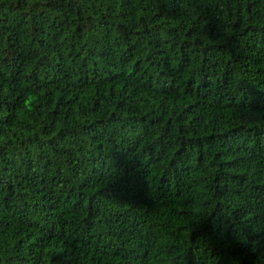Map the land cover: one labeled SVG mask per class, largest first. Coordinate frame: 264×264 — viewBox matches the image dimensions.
Here are the masks:
<instances>
[{
	"label": "trees",
	"instance_id": "16d2710c",
	"mask_svg": "<svg viewBox=\"0 0 264 264\" xmlns=\"http://www.w3.org/2000/svg\"><path fill=\"white\" fill-rule=\"evenodd\" d=\"M0 264H264V0H0Z\"/></svg>",
	"mask_w": 264,
	"mask_h": 264
}]
</instances>
